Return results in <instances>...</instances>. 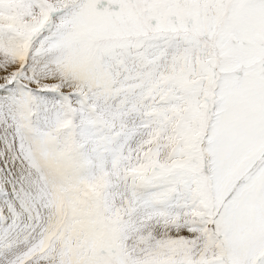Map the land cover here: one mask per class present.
Returning a JSON list of instances; mask_svg holds the SVG:
<instances>
[{
	"label": "snow or ice",
	"instance_id": "snow-or-ice-1",
	"mask_svg": "<svg viewBox=\"0 0 264 264\" xmlns=\"http://www.w3.org/2000/svg\"><path fill=\"white\" fill-rule=\"evenodd\" d=\"M0 264H264V0H0Z\"/></svg>",
	"mask_w": 264,
	"mask_h": 264
}]
</instances>
